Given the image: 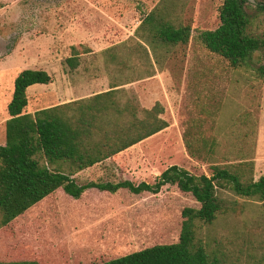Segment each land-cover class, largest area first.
Returning <instances> with one entry per match:
<instances>
[{
	"label": "rangeland",
	"instance_id": "374dc122",
	"mask_svg": "<svg viewBox=\"0 0 264 264\" xmlns=\"http://www.w3.org/2000/svg\"><path fill=\"white\" fill-rule=\"evenodd\" d=\"M103 1L115 4L117 17H97L90 10V17L80 20L91 29L72 33L65 27L68 17L86 11L76 0H0V145L5 142L7 104L19 71L41 68L53 60L43 52L46 49L59 52L54 54L57 64L60 57L64 60L70 54L71 43L82 44L86 51L109 46L105 51L82 54L79 67L60 82L56 80V87L34 88L27 96L25 111L56 102L49 100L50 96L60 88L66 91L63 85L80 88L65 95L76 98L104 88L105 83L97 87L91 85L93 81L107 79L109 86L111 81L129 80L118 86L125 90L120 103L128 99L142 107L141 100L148 104L168 100L164 114L173 125L98 163L90 175L76 179L78 184L153 183L171 164L209 175L212 164L236 162L240 154L252 157L254 177L256 125L264 107V76L258 73L259 67H264V47L237 69L205 49L198 33L218 26L223 0H178L173 15L190 26V39L185 46L154 50L136 44L140 40L136 29L159 0ZM244 10L247 33L264 39V11L248 1ZM157 72H163L164 77L156 76ZM145 77L152 80H143ZM189 124L194 133L189 140L198 149L199 158L190 157L185 150L182 134ZM244 132L247 138H243ZM197 134L203 135L199 141L193 140ZM259 162H264V141ZM85 190L74 198L57 188L6 226L0 220V261L40 258L43 264L89 263L176 242L181 210L199 206L191 194L169 184L157 193L135 194L125 188L115 192L96 187ZM218 194L224 211L212 224L201 225L199 233L208 250L221 257L223 264H264L261 203L229 189Z\"/></svg>",
	"mask_w": 264,
	"mask_h": 264
},
{
	"label": "trees",
	"instance_id": "16d2710c",
	"mask_svg": "<svg viewBox=\"0 0 264 264\" xmlns=\"http://www.w3.org/2000/svg\"><path fill=\"white\" fill-rule=\"evenodd\" d=\"M245 1L223 0L218 9V26L198 33V40L205 49L234 69L245 65L256 50L264 47V39L247 33ZM177 2L159 0L150 9L136 29L141 40H136L137 45L146 44L154 50L158 46H185L188 43L190 26L184 24L181 17L173 15ZM256 5L264 11V0H258ZM81 48L82 44L70 46V56L63 60L65 72H71L77 66ZM258 73L264 76L263 66L259 67ZM52 80L47 71L32 68L22 69L14 78L12 96L7 104L9 117L5 120V142L0 145L1 225L6 226L57 188L78 198L90 187L110 192L125 188L138 194L143 191L157 193L164 185H175L181 192L191 194L199 204L181 210L182 222L176 242L154 244L117 257L77 263L223 264L221 257L210 252L199 235L201 225L212 224L224 211L223 199L218 194L221 189H229L242 198L258 200L264 211V175L254 179L252 157L240 154L236 162L212 164L209 175L194 174L172 164L153 183L142 181L135 184L122 180L78 184L71 177L73 174L150 137L169 123L160 117L164 108L158 101L151 108L134 106L128 99L120 103L119 97L125 90L118 86L129 80L123 83L111 81L109 90L86 100L45 107L33 113L25 111L27 88L37 83L49 84ZM190 124L182 139L187 154L199 158L198 149L189 140L194 134ZM202 136L197 134L193 140L199 141ZM242 136L247 138L248 133L244 132ZM0 264H43V260L22 258L0 261Z\"/></svg>",
	"mask_w": 264,
	"mask_h": 264
},
{
	"label": "crops",
	"instance_id": "0c3cea01",
	"mask_svg": "<svg viewBox=\"0 0 264 264\" xmlns=\"http://www.w3.org/2000/svg\"><path fill=\"white\" fill-rule=\"evenodd\" d=\"M76 1L78 2L79 8H81L83 10L86 9L87 12L86 11L85 12L82 11V12L75 13V17L74 18L73 17H68L69 19L66 21L65 27L67 29H70L72 31V33L74 31H76V30H85V29L90 30L91 29V25L90 26L89 25H85V23L80 20V17H84V16L85 17H90L89 16V12H88L90 10L94 14H96L97 17H117L116 14H114V12L116 10L115 4L114 5H112L110 3L107 4L103 0L102 1L97 0V3L93 2L91 0H76ZM73 44H75V43H71V45H73ZM92 48H93V51L90 48L87 49V51H86V49L84 47L81 48L82 52L78 56V64L72 71L76 70L79 67V65H80V56L82 54L87 53V52H98V51H101V50L105 51V50L111 49V47H109V46H107V47H102V46L101 47H92ZM43 52L45 53L46 56L53 57V60H49L48 63L47 64H43L41 66V68H32V69H42V70L47 71L53 77V80L49 84H38L37 83V84L30 85L27 88V96L29 95L30 92H32V90H34V88H37V87H40V86H49L50 88H54L58 84L56 82V80L58 82H60V80L62 78L63 79L66 78L67 72L65 73L63 71V64L61 62V60H63V58L60 57L57 64H56V61L54 60V54H58L59 52L54 51L52 49H46ZM68 56H70V54ZM68 56L64 57V59L67 58ZM51 64H54V65H51ZM55 70H57L58 73H55L54 72ZM152 75H154V74H151L150 76H152ZM156 76H159L160 78H163L164 77V73L162 72L160 74L159 72H157ZM150 78H152V77H145V79H143V80H146V79L152 80ZM91 83H92L91 85L97 86V87L99 85H101L102 83L103 84L105 83V86H103L104 88L102 90H99V91H96V92H92L91 95H86V96H82V97L79 96V97H76V98H71L70 96H67L65 98L66 94L67 95L68 94H72V93L74 94L75 92H77L75 90H80V88L77 89V88L72 87V86L63 85L65 87L66 91H64L62 88H60L58 91L55 90L54 95H51L49 100H56V102L51 103V104L47 105L46 107L62 105V104H65V103H70V102H73V101H76V100H81V99H87V98L95 95L96 93L109 90L107 79H104V80L100 79L99 81L96 80V81H93ZM203 92H204V90H203ZM201 94L204 96V93H201ZM166 96H167V99H168V95H166ZM166 101L168 102V100H164V99H162L161 101H158V102L161 103V105L163 106L164 110L167 109ZM263 103H264V101H263ZM141 105L144 108H151L154 105V103H149L148 104V103L144 102L143 100H141ZM42 108H45V107H42ZM39 109H41V108H39ZM36 110H38V109H36ZM36 110H34V111H36ZM34 111H32L30 113H33ZM263 113H264V107L261 106V109H260L259 114H258L257 125H256V137H255V143L256 144H255V153H254V164H255V166H254V179H257L260 175H264V162L263 163L259 162L261 144L264 141V118H263ZM160 117L166 119L164 113L160 114ZM172 125H173V123H169V125L166 128H164L163 130H160L159 132L165 131L166 129H168ZM159 132H157V133H159ZM134 145H132V146H134ZM132 146H130V147H132ZM130 147H128V148H130ZM97 164L98 163H96V164H94L92 166H89L87 168H84V169L76 172L75 174H73L71 177L76 182V179H78L79 176H81V175H90L91 169L94 168ZM91 179H92V177L89 178V180H91ZM85 192H86V190L83 191L82 194H84ZM144 192H147V191H144Z\"/></svg>",
	"mask_w": 264,
	"mask_h": 264
},
{
	"label": "water",
	"instance_id": "95a60500",
	"mask_svg": "<svg viewBox=\"0 0 264 264\" xmlns=\"http://www.w3.org/2000/svg\"><path fill=\"white\" fill-rule=\"evenodd\" d=\"M248 2L255 3L256 0H247Z\"/></svg>",
	"mask_w": 264,
	"mask_h": 264
},
{
	"label": "flooded vegetation",
	"instance_id": "af4514ba",
	"mask_svg": "<svg viewBox=\"0 0 264 264\" xmlns=\"http://www.w3.org/2000/svg\"><path fill=\"white\" fill-rule=\"evenodd\" d=\"M255 4H257V1L255 2Z\"/></svg>",
	"mask_w": 264,
	"mask_h": 264
}]
</instances>
